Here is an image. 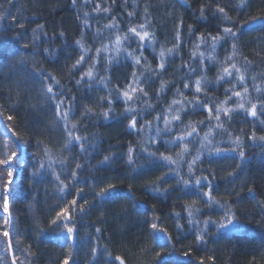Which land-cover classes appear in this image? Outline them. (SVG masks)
<instances>
[{
	"label": "trees",
	"instance_id": "1",
	"mask_svg": "<svg viewBox=\"0 0 264 264\" xmlns=\"http://www.w3.org/2000/svg\"><path fill=\"white\" fill-rule=\"evenodd\" d=\"M102 6L107 4L104 0H77L75 6L72 0H0V11H5V18L0 19V32H3V38L0 39V147L5 139L15 141L12 132L18 133L24 141H27L24 153L28 164L24 171H20L19 179L13 184L10 192L9 213L11 214L12 227L11 242L13 244L12 253L7 252L4 237L0 235V257L4 258V264H11L14 254L19 260L25 261V264H59L67 254L69 246H72L74 253L70 264H106L109 259L101 246L106 245L111 252L110 259L113 264H119L115 261V256L120 255L125 258L126 264H200V258L204 259V264H264V223L261 221V210L257 207V202H264V151L257 144L245 139L244 161H241L238 152L224 151L219 154L209 155L206 151L200 154V162L194 167L195 176L206 175L211 180L213 191L212 195L216 199L228 201L233 206V210L239 215L240 220L245 223L246 230L243 233H233L224 231L219 235H211L216 232L213 225L207 226L210 235L207 237L206 245L194 243V227L190 228L187 223V212L184 210L186 205L197 200V207L202 210V215H197V219L203 221L211 217L213 220L223 216V212L215 206L211 209L200 201L196 190L191 187H184L177 184L174 175L159 184L163 189H173L168 192H153L150 187H146L149 181H154L157 176L168 171L163 166V162H158L154 166L147 168H138L133 172L132 168L125 163L126 154L129 145L139 149L138 143L142 139L147 144V139L155 137L156 145H147L151 149H158L159 152L171 154L175 158V153L179 151L181 145L169 149L164 140L171 139L178 134L179 125H175L171 134H164L162 137H156L155 128L164 127L163 121H154L153 117L158 112L165 109L168 103L174 98V93L179 87L189 100L193 98L194 90L183 89L185 80L195 81L202 75L199 68V60L195 63L190 60L191 50L194 47L196 37L201 34L211 33L215 35L218 31L217 24L220 17L212 15V8L217 4L224 7L227 14L233 18L232 22H225L226 26L235 27L250 16H259L264 13V0H245L246 6L240 7L238 0H188L185 5L181 0H116L112 7L110 15L105 17L104 13L93 11L97 3ZM201 4H210L206 20L199 19V7ZM148 7L151 28L149 31H155L157 40V53L160 45L172 47L175 43L174 35L176 25L183 19L182 35L184 44L179 49L178 54L168 58L166 71L160 78L155 79L154 83L146 86L149 96L147 99L152 104V108L142 114L139 122L143 124L146 120L153 121L151 128H145L141 133L126 127L127 119L104 120L103 117L91 115L88 118L81 116L84 105H89L100 112L109 107L107 103L97 104L101 96H107L108 93L103 85L93 84L89 90L87 81L80 86L75 84V80L80 78L81 72L85 71L91 63V57L96 56L95 49L105 43L99 39H93L97 28L112 21L116 17L121 22V27L126 29L131 24L143 22L145 17L144 9ZM135 12V16L129 18L127 13ZM172 15L169 16L168 13ZM10 13V15H9ZM88 13L87 16L84 14ZM12 16H16L15 23L12 22ZM87 21V24L84 22ZM24 27L20 28L19 25ZM43 25V28H39ZM188 25H193L195 33L189 39ZM5 28L8 30L5 31ZM36 29L38 40L33 41V30ZM64 35L61 36L60 33ZM18 33V35H17ZM46 34V35H45ZM83 36L86 45L91 44L90 58L85 62L84 67L76 71L71 78L68 75L69 67L79 58L80 50L75 41ZM103 36L107 38L109 31L104 30ZM231 41L223 47H218L215 55L218 60L231 51ZM28 44V48L23 45ZM238 57L239 64H244V57L253 64L248 67L246 83L249 87V96L251 102H257L258 93L253 89V84L264 83V20H257L255 23H249L241 27L238 33ZM132 47L136 44L133 42ZM48 49V52L44 50ZM201 50L207 51L201 46ZM138 54V53H137ZM148 61L153 68L158 61L154 59L151 49L145 51ZM98 65L99 75L108 76L112 85L119 84L123 87L127 83V78L133 71L131 60L126 54L117 58L111 65L107 64V57L112 56V52H104ZM24 57V62L12 66L14 60ZM207 63V61H206ZM187 64L195 69V73H189ZM107 67V71L105 68ZM219 65H207L206 74L213 83L206 88L209 97H215L219 100L224 99V90L228 88L229 83L216 84L215 79L219 70ZM42 68L45 74L51 73L64 85L63 92L70 98L75 96L76 105L75 115L71 118L74 122H80L78 135H87L89 137L85 147L88 152H81L80 145L76 144L71 150L72 156H79L80 162L84 164L79 175L87 183L76 184L75 188L83 186V199L93 201V192L90 191V185L95 183L96 191L108 183L115 184V195L107 197L103 202L97 201V206L90 208L86 215L77 218V234L75 240H67L64 234L59 230L49 229L48 220L54 215L49 208L56 203V185L52 178L41 179L39 183L30 181L29 173L32 170L31 154L37 151V140H45L48 146L53 150V154L60 153V145L64 142L62 125L53 127L54 108L50 103L42 102L40 91V78L36 75L35 69ZM142 71L143 69H138ZM150 75V74H146ZM257 77L253 82L252 76ZM143 80L144 77H141ZM161 80L173 81L171 85L165 87L157 99L156 90L159 88ZM50 82V81H49ZM56 86H54V89ZM59 91V89H56ZM239 90V86L237 88ZM17 91L19 95H17ZM115 96V93H113ZM204 103L209 100L200 94ZM179 99V97H176ZM141 101H136L134 107H141ZM233 100V105L236 103ZM249 106L250 105H246ZM111 108L116 113H120L125 108L122 100H114ZM154 109V110H153ZM14 117L8 121L6 116ZM207 113L201 108L195 113L188 111L183 116L185 122L197 121L203 119ZM255 123L257 135L264 134L258 122L252 117H246L241 113L235 115L231 122L230 130L239 134L243 128L246 133H251ZM11 128V132L8 129ZM207 131V126L200 129V135L203 136ZM92 137H96L97 149L89 147ZM220 143L218 147L228 149L231 145L226 137L217 135L215 137ZM191 154L187 155V160L191 161L196 155V148L199 147V141L195 145H189ZM68 152L60 153V158L68 156ZM106 155H113L114 159L99 165L98 162ZM144 160V155L139 154L137 163ZM75 160L69 163V168L74 167ZM242 164L237 168V164ZM57 171L60 166L54 165ZM95 166V170H93ZM236 170L233 177H228V173ZM181 171L187 173V165L181 162ZM131 174V177H130ZM214 174V179H213ZM63 175V174H62ZM193 180L195 177L192 178ZM7 182V170L0 168V228L3 227V219L7 216L3 211V193L4 183ZM131 185V189H129ZM251 187L254 192L248 193ZM202 190L207 191L205 184ZM236 193L240 195L237 196ZM75 195V189L72 190ZM255 196V199L252 196ZM71 199V196L68 197ZM103 213V216H101ZM179 213V218L177 217ZM157 223L164 230L166 235L157 233V239H153L150 224ZM177 223L182 227L177 228ZM205 227L203 223L199 225ZM102 229L101 233H96L95 229ZM43 229V231H40ZM39 233V234H38ZM86 233L88 235H86ZM91 237H99V244ZM17 240L21 241L17 244ZM97 246L100 251L96 257L91 255V248ZM29 249L31 255L23 249ZM191 248V254L184 256L183 252ZM140 249H146L141 252ZM161 256L155 259L156 253ZM211 256L213 259L209 260ZM255 257V260L253 258Z\"/></svg>",
	"mask_w": 264,
	"mask_h": 264
},
{
	"label": "snow or ice",
	"instance_id": "2",
	"mask_svg": "<svg viewBox=\"0 0 264 264\" xmlns=\"http://www.w3.org/2000/svg\"><path fill=\"white\" fill-rule=\"evenodd\" d=\"M108 0H104V3L107 4ZM135 2V0H133ZM183 4H187L188 0H181ZM240 7L243 8L246 6L245 0H238ZM8 3L11 4L12 0H8ZM77 0H72V5L75 6ZM116 0H111V4L108 6H102L101 3H97L93 9L96 13H104L105 17L111 14L112 7L115 5ZM127 3V0H125ZM211 7L210 4H201L199 7V19L206 20V13ZM145 17L143 22L138 24H131L124 29L121 27V22L117 20L116 17H112V21L105 24L103 28H97L94 34V41L99 39L105 43H101L100 47L95 49L96 56L91 57V63L88 65L87 69L80 74V78L75 80V84L80 86L83 82L87 81L89 90L92 88V85L98 84L103 85L104 89L107 91V96L99 97V100L96 101L97 104L107 103L108 108L102 109L100 112H96L95 109L89 105H84L83 110L81 111V116L88 118L91 115H95L98 118L103 117L104 120L110 119H127L128 116H131V119L128 120L127 128L135 130L137 133H141L145 128H151L153 121L146 120L143 124L139 122V119L142 118V114L148 109L152 108V104L149 103L147 99H143L149 96V92L146 90V86H150L154 83L155 79L160 78L162 73L166 71L168 58L173 57L178 54L179 49L184 44V37L182 35L183 28V19L179 21L176 25L174 40L175 43L172 47H165L163 44L160 45V50L157 53L156 45L160 43L157 40L156 32L149 31L151 28V20L149 17L148 7L144 9ZM10 15V13H9ZM85 16L88 13L84 14ZM129 18L135 16V12L127 13ZM169 16L172 15L171 12L168 13ZM212 15L219 16L220 20L217 24L218 31L215 35L211 33H201L196 37L194 41L193 50H191L190 60L195 63L199 60V68L202 73L195 81L185 80L183 82V89L194 90L193 98L189 100L184 92L178 87L174 93V98L168 103L167 107L161 112H158L156 116L153 117L154 121H163L164 127H156L155 133L156 137H162L164 134H171L174 130L175 125H179V131L176 136H173L171 139L164 140V144L171 149L177 144L181 145L178 152L175 153V158L171 154H165V152H159L158 149L153 150L147 145H156L157 140L155 137L148 138L147 144L142 139L138 143L141 145L139 149L135 148L133 145H129L127 149L126 161L133 172L138 168H147L154 166L158 162H163V166L168 168V171L162 173L160 176H157L154 181H149V184L146 187H150L153 192H168L173 190L161 189L159 184L167 179L170 175H174L177 180V184H182L184 187L194 188L196 193L207 208L211 209L214 206L220 209L223 212V216L219 217L216 220H213L211 217L200 221L197 219V215H202V210L200 207H197V200H193L191 204L185 206V211L187 212V223L190 228L194 227V243L198 245H206L207 237L210 233L207 231V226L213 225L216 228V232L211 233V235H219L224 231L233 232V233H243L246 230V225L240 220L239 215L233 210V206L228 203L226 200L216 199L212 195L213 187L209 176L201 175L195 176L194 167L200 162V154L202 152H207L209 155L219 154L224 151L238 152L241 161L245 160V139L257 144L262 151H264V134L257 135L255 123L251 133H246L243 128L239 130L237 134L234 130H230V125L235 115L241 113L245 114L246 117H252L255 122L261 126V130L264 131V83L262 84H253V89L258 93L257 102H251L249 96V87L246 83L245 73L248 71V67L253 64V61H249L247 57H244V64L241 66L238 61L240 53L238 52V33L241 27L246 26L249 23H255L257 20H264V13L259 16H250L247 20L241 22L240 25L235 27V30L232 26H226L225 22H232L233 18L230 17L225 11L224 7L217 4L212 8ZM5 18V11H0V19ZM17 20L16 16H12V22L15 23ZM87 24V21L84 22ZM20 28H23L24 25L20 24ZM39 28H43V25H39ZM109 31V36L105 38L103 36L104 30ZM8 29L5 28V31ZM189 39H191L192 34L195 33V28L193 25H188ZM4 33L0 32V39L3 38ZM18 35V33H17ZM46 35V34H45ZM61 36L64 35L63 32L60 33ZM33 41L39 39L36 35V29L33 30ZM231 41V51L224 57L223 60H218L215 53L217 52L218 47H223ZM136 44V47H132V43ZM75 45L79 47L80 55L79 58L69 67L68 75L69 78L75 74L76 71H79L84 67L85 62L90 58L92 45H86L83 39V36L80 39L75 41ZM201 46L204 47L207 51L201 50ZM24 48H28V44L23 45ZM151 49L154 55V59L158 61L156 67L153 68L152 64L148 61L147 56H145V51ZM48 52V49L44 50ZM112 52V56L107 57V64L111 65L116 62L117 58L126 54L127 58L131 60L133 71L130 74V77L127 78V83L121 87L119 84L112 85L110 78L108 76H101L99 80L96 77L99 75L98 65L102 58V53ZM138 53V54H137ZM207 61V63H206ZM24 62V57H21L19 60H14L12 66L15 67ZM216 64L219 65V70L216 75L215 83H229V87L224 90V99L219 100L215 97H209L206 91V88L210 86L213 82L209 80L206 74H203L206 71L207 65ZM188 67V72L194 74L195 69L187 64L184 65ZM138 69H143L142 71ZM107 67L105 71H107ZM36 75L40 78V91L42 94V102L50 103L54 108V120L53 127H60L62 125V132L64 134V142L60 145V153L68 152V156L60 158V153L53 154V150L48 146L45 140H37L36 148L37 151L31 154L32 170L29 173L30 181H35L39 183L41 179H47L48 177L52 178V182L56 185V194L57 199L56 203L49 208L50 212H54V215L51 219L48 220L49 229L52 231L59 230V233L65 235L67 240H75L77 234V218L82 217L87 214L90 208L97 206V201L103 202L107 197L115 195L116 185L108 183L104 187H100L99 191H96V185L93 183L90 185V191L93 192V201L84 200L83 204L79 203V200L83 199L84 188H75L76 184H85L86 180H82L79 175V170H82L84 164L80 162L79 156H72L71 150L74 145H80L81 152H88V148L85 147L86 143L89 140L87 135H78L77 132L80 129V122L73 121L71 118L75 115L76 105L74 104L75 96L68 97L67 93L63 92L64 85L61 84L60 80L51 73L45 74L42 68H37L34 70ZM150 74V75H146ZM261 76H264V73H261ZM141 77H144L142 80ZM257 77L252 76L253 82H255ZM50 81V82H49ZM173 81L161 80L159 88L156 90L157 99L160 98V93H162L166 86L171 85ZM54 86L56 88L54 89ZM239 86V90H237ZM56 89H59L57 91ZM115 93V96L113 95ZM203 93L204 97L209 100V103H204L201 99L200 94ZM17 95L19 92L17 91ZM176 97H179L176 98ZM114 100H122L125 104V108L122 112L116 113L111 108V105ZM142 104L140 108L134 107L136 101H141ZM233 100L237 102L233 105ZM246 105H250L246 106ZM203 109L207 115L197 121H188L183 120V116L188 114V111L195 113L199 109ZM154 110V109H153ZM3 115V113H0ZM8 121L14 119L13 116H6ZM204 126H207V131L204 132L203 136L200 135V129ZM8 131H12L11 128ZM219 135L227 138V142L231 145L230 148L225 149L218 147L217 145L220 141H217L215 137ZM12 136L16 139L15 141L5 139L2 147H0V168L7 170V182L4 183V193H3V211L9 213V195L11 192V184L13 183L15 172L24 171L28 160L24 155H21L20 152L24 149L27 141H24L22 137L16 132H12ZM199 141V147L196 148V155L191 161L187 160V155L191 154L189 145H195ZM97 138L92 137L89 147L93 150L97 149ZM144 155V160L141 163H137L139 159V154ZM114 159L113 155H106L102 160L98 162L99 165H104L110 160ZM75 160L76 163L74 167L69 168V163ZM184 162L187 165V173L185 174L181 171V162ZM60 166V171L58 172L54 165ZM242 164H237V168H241ZM95 170V166H93ZM63 174V175H62ZM236 174L234 169L232 172H229L228 177H233ZM131 177V174H130ZM195 177L193 180L192 178ZM214 179V174H213ZM207 185L208 190H202ZM75 189V195H72V190ZM131 189V185H129ZM248 193L252 194L254 190L249 187ZM239 196V193H236ZM71 196V199L68 197ZM255 199V196H252ZM257 207L261 210L262 219L259 223H264V202L258 201ZM179 218V213L176 214ZM103 216V213H101ZM203 223L205 227H200L199 225ZM12 227L11 214L9 213L3 219V227L0 228V235L4 237V242L6 244V251L12 253L13 244L11 242V232ZM182 226L177 223V228ZM151 233L153 234V239H157V233L166 235L163 229H161L157 223L153 222L150 224ZM40 231H43L41 229ZM96 233H101L102 229L97 227L95 229ZM39 234V233H38ZM86 235H88L86 233ZM95 242V245L99 244V237H91ZM21 241L17 240V244ZM103 251L107 254L109 259L106 261V264H113V261L110 259L111 252L108 250L107 246H101ZM23 251L28 252L31 255L29 249H23ZM100 249L97 246L91 248V255L96 257ZM141 252L146 251V249H140ZM191 248L188 251L183 252L184 256H189L191 254ZM161 256L160 252L156 253L155 259H158ZM74 253L72 251V246L70 245L67 254L64 259L59 261V264H70V261L73 260ZM209 260L213 258L208 257ZM255 260V257L253 258ZM115 261H118L119 264H126L125 258L120 255L115 256ZM0 264H4V258L0 257ZM11 264H25V261L19 260L14 254L12 255ZM167 264V262H165ZM200 264H204V259L200 258ZM252 264V261L249 262Z\"/></svg>",
	"mask_w": 264,
	"mask_h": 264
},
{
	"label": "bare ground",
	"instance_id": "3",
	"mask_svg": "<svg viewBox=\"0 0 264 264\" xmlns=\"http://www.w3.org/2000/svg\"><path fill=\"white\" fill-rule=\"evenodd\" d=\"M21 155H24V153H21ZM19 175H20V171H16L15 172V177H14V180H13V183L11 184L10 188L13 186V184L19 179ZM10 196L9 195V202H10ZM7 216L9 215V213H5Z\"/></svg>",
	"mask_w": 264,
	"mask_h": 264
}]
</instances>
